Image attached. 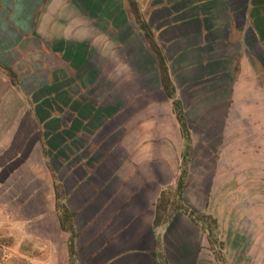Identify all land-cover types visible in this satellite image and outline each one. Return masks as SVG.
<instances>
[{"label":"crops","instance_id":"1","mask_svg":"<svg viewBox=\"0 0 264 264\" xmlns=\"http://www.w3.org/2000/svg\"><path fill=\"white\" fill-rule=\"evenodd\" d=\"M263 63L264 0H0L4 262L216 264L200 222L159 219L185 150L173 102L189 130L211 113L229 137L235 79Z\"/></svg>","mask_w":264,"mask_h":264},{"label":"rangeland","instance_id":"2","mask_svg":"<svg viewBox=\"0 0 264 264\" xmlns=\"http://www.w3.org/2000/svg\"><path fill=\"white\" fill-rule=\"evenodd\" d=\"M255 75V80L249 75L235 79L240 82L235 85L237 99L246 97L235 101V133L220 138L219 115L215 118L211 113L204 119V127L193 123L180 201L170 193L164 210L167 213L180 204L192 212L193 219L207 230L209 257L216 264H264V68L256 69ZM225 109L224 103L220 111ZM228 140L234 150H224L220 157L219 150ZM38 156L32 147L29 158L38 164L32 173L40 171L43 176ZM217 163L220 174L209 185ZM43 179L33 185L44 184ZM6 200L2 198L0 205ZM15 216L25 215L17 212ZM5 250L0 247V264H6Z\"/></svg>","mask_w":264,"mask_h":264},{"label":"trees","instance_id":"3","mask_svg":"<svg viewBox=\"0 0 264 264\" xmlns=\"http://www.w3.org/2000/svg\"><path fill=\"white\" fill-rule=\"evenodd\" d=\"M162 60V59H161ZM160 64L162 66V61H160ZM161 71H162V68H161ZM163 76H162V81H163V85H164V88L168 94L169 97H172L174 95V87L170 84V81L167 79L166 75H164V71L162 72ZM173 106H174V111L176 113V116L178 118V121L180 123V126H181V131H182V134H183V138H184V141H185V150L183 152V155H182V162H181V173H180V176L177 180V186H176V189H175V192L174 193H171V192H168V193H162L160 199H159V204H158V210H159V219L161 217V214L164 213V210L166 209V206H167V202H168V199H169V196H170V193L171 194H174V196H176L178 198V201H180V194L182 192V189H183V179L184 177L186 176V171L184 169L185 165H186V151L188 150L189 148V128L187 126V122H186V118H185V113H184V110H183V106L181 104V102L178 100V99H175L174 102H173ZM177 211H182L184 213H187L189 216L193 217V214L192 212H190L189 209L186 208V206H182L180 204H177V207H174L173 210H168L167 213H164L165 215H163V217L161 218H164L166 215L168 214H172V213H175ZM60 218H61V221H63L64 223H68V227H69V233H70V238H69V246H70V249L72 247V243H73V240L75 238V231L74 229L70 228L72 227L71 226V221H72V217L73 215H71L70 213H68L67 211H65L64 209H62L60 207ZM206 230V229H205ZM207 231V230H206ZM71 253H72V250H71Z\"/></svg>","mask_w":264,"mask_h":264}]
</instances>
